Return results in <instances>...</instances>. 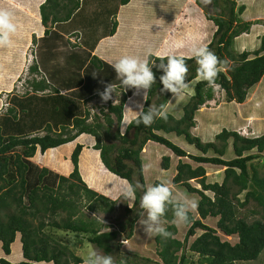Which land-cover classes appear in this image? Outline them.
<instances>
[{
    "label": "trees",
    "instance_id": "trees-1",
    "mask_svg": "<svg viewBox=\"0 0 264 264\" xmlns=\"http://www.w3.org/2000/svg\"><path fill=\"white\" fill-rule=\"evenodd\" d=\"M199 1H194L193 9L188 12V10H183L188 7L187 0H120L118 7L111 13L113 17L115 14L116 20L113 21L112 28L106 35L114 36L119 24L123 25L127 22L124 7L134 5L146 10L151 4L156 7L166 4L165 8H160L165 10L161 12L165 16L157 17V21L150 28L149 35L135 28L133 38H129L133 39L130 40L133 43L123 40L122 47L127 49L129 54L123 53L121 47L117 53L108 55L114 63L124 56L139 57L142 60H149L150 63L155 61L157 64L166 63L170 55L182 56L188 65L187 81L190 83L201 77L197 71L199 65L191 53L194 46H207L220 60L227 61V66L218 67V76L214 85H209L204 79L196 83L194 94L184 106L181 118L178 119L166 113L167 119H157L148 127L142 123L137 125L136 120L139 118V113L127 120L126 103L135 92V89L131 88L125 90L122 87L117 94V103L109 100L106 107H100L99 115H95L98 120L92 123H88V117L91 115L89 109L84 112L81 109V105L86 106L95 96H100L98 94L94 97H87L86 91L92 87L86 86L84 89L71 91L75 96L74 99L71 93L67 96L61 94L59 88L52 87L45 79H33L31 80L33 87L31 94L27 93L23 97L12 96L14 103L8 107L7 113L0 115V254L2 256L0 264H85L81 256L47 234L46 227L74 233L78 238L81 234H86L90 244L103 251L104 254H112L119 243L123 229L103 231L104 223L96 217L76 219L79 208L77 199L85 197L91 202L90 209L100 208L105 213H112L116 204L115 200L97 193L89 186L87 175L83 176L80 170L81 154L83 150L98 151L105 168L122 180H126L127 188H135L133 205L126 206V211L133 214L128 221L130 228L128 237L131 238L134 234V225L143 211L140 209V199L147 187L141 153L150 141L166 146L180 158L172 180L173 185H184L190 193L200 197L197 206L200 218L196 219L191 212L189 213L190 220L185 223L188 231L183 241L173 237L175 233L173 229L176 228L174 224L166 228L172 234L169 238L156 237L157 244L161 245L158 254L162 260L157 264H187L189 258L193 257L188 255V252L198 256L196 261H191V264H237L259 258L264 250V177H260L257 165L253 163L257 156L247 153L255 149L259 153L264 152V135L246 137L236 131L223 129L216 136L220 144L203 143L199 136L192 135L191 129L196 126V113L207 101L214 98L213 87L215 85L226 93L228 101L240 104L246 101L249 90L259 84L264 77V37L257 50L235 53L233 51L235 39L249 33L254 25L240 18L246 9L245 5L238 7L236 0H213L214 14H211L205 12ZM80 5L81 0H45L40 5L38 13L39 28L44 27L42 40H47L52 32V26L68 22L79 10ZM0 9L10 11L14 17L13 22L17 26L16 32L10 39H13L15 35L23 36L20 31L23 23L28 28L31 27L26 20V22L23 21L20 13L16 11V6L9 0H0ZM187 12L190 13V23L193 22V13L195 14L197 19L194 23L199 24L196 26V33L202 34L196 35L197 37L192 40L187 38L189 33L184 30L190 25L187 23L189 16L185 17ZM201 27L204 35L201 33ZM37 36H39L38 32H34L33 45L37 43ZM210 37L211 40L207 42ZM134 45L138 47L135 51L132 48ZM9 49H12V41L9 46H0V81H5L9 74L5 73V70L12 71L13 69V59L5 56ZM149 50L151 55L148 54ZM91 62L93 64L97 62L98 65V62L102 61L94 55ZM30 70L32 73H39L37 66L33 65ZM153 71L156 75V82L146 93L144 111L150 104L163 106L165 110L172 98L170 92L162 91V84L159 80L162 72L156 71L155 68ZM103 82L104 85L112 83L117 86L115 82L118 81L110 80L106 76ZM118 84L120 85V80ZM45 91L50 92L46 95L41 94L42 97H36L37 94ZM32 98L36 99L32 100ZM42 101L47 102L51 107L50 113L45 111L47 119L42 117L44 109H37L39 106L41 108ZM113 116L116 119L117 131L111 134L110 128L114 124ZM102 117L106 121L105 126L99 121ZM123 123L126 125L125 132L120 130ZM57 129H62L61 133H58ZM42 130H46L47 133L39 135L38 133ZM159 131L183 137L202 155L188 154L179 145L159 134ZM85 134L94 139L89 145L81 142ZM110 136L119 144H108L102 141V137L111 139ZM230 140H232L235 158L227 160L224 156L228 151ZM70 143H74L75 146L71 156L72 170L69 176L61 174L57 188L53 189L43 184L52 174V170L42 167L38 170L37 181L33 182L31 180L33 158L37 154L43 156L50 150ZM19 149L21 150L17 151ZM211 151L216 155L208 156ZM185 157L200 165L194 167L192 163L182 161ZM96 161L93 158L91 160V162ZM171 161L170 156H163L162 168L169 170ZM86 162L88 164V161ZM204 164L224 167L223 181L221 183L209 182ZM135 177L141 188L136 183ZM192 179H197L201 188L194 187L191 184ZM157 183L161 182L155 184ZM235 187L237 190L233 192ZM208 191L213 193V197L206 193ZM243 192H245V197L241 200L238 195ZM250 201H254L262 209L261 219L248 221L238 217V207H244ZM135 210L136 212L133 213ZM40 214L49 215L51 221L48 224L40 221L38 225H35L33 220ZM61 214H66V216L58 220V215ZM209 217L218 218L217 227L220 231L226 236H237L238 241L232 243L229 240H223L216 229L203 222ZM163 218L172 223L175 221L170 208ZM198 230L202 233L188 247L190 238L196 236ZM16 243H20L22 250L19 254L22 259L19 262L14 261L17 258L13 250ZM179 252H181L180 255Z\"/></svg>",
    "mask_w": 264,
    "mask_h": 264
},
{
    "label": "rangeland",
    "instance_id": "rangeland-1",
    "mask_svg": "<svg viewBox=\"0 0 264 264\" xmlns=\"http://www.w3.org/2000/svg\"><path fill=\"white\" fill-rule=\"evenodd\" d=\"M13 4L15 3V0H9ZM196 0H187L186 3H188V7L183 9L184 11L190 12L191 9H193V3ZM94 2H97L95 5H93L94 10L91 11L92 13V21L93 25L95 21H102L103 16L100 8L103 6V4H108L109 0H94ZM200 5L207 13L214 14V8H213V0H210V2H206V0H200ZM237 6L245 5L246 9L244 13L240 16V18L243 21H248L254 23V25L251 27V30L249 33L243 34L239 38L235 39L233 44V51L235 53H241L243 51H254L257 50L262 42V37H264V0H236ZM98 3H101L99 5ZM103 3V4H102ZM119 3H115L113 8L112 6L109 7L111 13L114 12L115 8H117ZM166 4H161L156 6L149 5V8L146 10H142L134 5L124 7V12L127 15V22L123 24L122 27V40H125L128 43H133V41H129V38H133V31L136 28L137 31L140 30L141 33H144L145 35H149L150 28L153 27V23L157 21V17L159 15L165 16L164 13H161L165 10H161L160 8H165ZM90 6H88L85 10V12H81L78 18L75 19V22H73L69 27L75 28V27H88L89 29V22H87L88 16H86V12L89 10ZM189 8V9H188ZM120 9V8H119ZM33 9L32 6L30 8V13H32ZM171 11V10H169ZM117 12V10H116ZM185 13L189 16V21L187 22L190 24L188 28L184 29L185 32L187 31L188 38L192 40L193 38L197 37L196 35L200 36L202 34L196 33V26H198V23H194L197 17L193 13L192 20L193 22L190 23L191 17L190 13ZM110 13V14H111ZM197 13V12H195ZM115 17V14H114ZM184 17V18H185ZM201 19H203L201 17ZM116 20V18L111 19L106 24V31L109 32L112 28L113 21ZM86 21V22H85ZM184 21V20H183ZM201 23V22H200ZM97 25V24H96ZM84 26V27H83ZM104 26V25H103ZM202 26V25H200ZM201 33H203V28L201 27ZM91 30V29H90ZM94 30V28L92 29ZM93 31L90 33L88 31V34L86 36L87 44L91 46L92 41L91 38H94L92 35ZM73 36V35H72ZM98 36H100L98 33L95 36L96 39H98ZM14 39H11L12 41V49H9L8 53L5 54L7 57H11L13 59V69H15L14 66L20 65L21 60L19 59V55L24 54V49L26 48L25 44L28 43L24 41V38L19 37L18 35L13 36ZM20 41H16V40ZM95 39V40H96ZM133 40V39H130ZM211 40V37L208 39L207 42ZM77 41V40H75ZM31 43V42H30ZM46 44H51L50 41H46ZM157 45V44H155ZM35 46V45H34ZM31 47L27 50L28 53H33L36 58V50L35 47ZM28 47V46H27ZM49 50L51 49V46L48 47ZM133 50L135 51L138 47L134 45ZM111 50L116 51L117 48H112ZM20 52V53H17ZM139 51V50H138ZM85 52L89 54L86 50ZM85 52L83 53V57H85ZM124 52V51H122ZM132 52V51H131ZM15 54V55H14ZM28 55V54H27ZM73 59L76 61V56L74 54H71ZM69 57V56H68ZM29 59V57L27 58ZM34 61V60H33ZM101 63V62H100ZM113 65L109 61H106V63H101L102 65H98L100 69H103L104 71L109 68L107 65ZM71 70L68 72H60L55 73L54 76L58 79L57 82L59 85L62 86H76L79 85L80 82H82L81 77L82 75H79V73L75 72L78 70V66L76 64L72 63H66ZM104 64L107 66L105 67ZM97 65V62L94 64ZM75 66V67H74ZM26 67V66H25ZM63 68V67H62ZM27 69V68H26ZM112 70L110 73L107 74V77L110 78V80L119 81V78L117 77L116 73L114 72L113 68L110 67ZM108 72V71H107ZM28 71L24 72L23 74H19L18 82L16 83L17 86L14 87V90L12 93H15L14 96L23 97L24 95L31 94L33 91V87L31 86V79H34L33 73H30ZM105 76V72L103 74H98V79L103 81V78ZM203 79L202 77H199L189 83V87L184 89L183 92L177 96L176 98H171L169 103L167 104L165 108V113H170L176 118H181L183 115V108L184 106L190 101L191 96L194 94V89L196 83ZM27 81V82H26ZM85 85V83H83ZM104 86V84L98 83L97 86L100 87ZM116 94L122 90V87L117 83ZM215 94L214 98L210 101H207L205 105H203L198 113L195 116L196 126L191 129V133L194 136H199L203 143L207 142H215L217 144H220L218 140H216V136L222 132L223 129H227L229 131H236L240 135H244L246 137H259L261 135H264V77L260 81L259 84L254 86L251 90H249L247 99L244 103H236L235 101H228L226 93L220 89L218 85H215L214 87ZM5 90V89H4ZM4 90H1L0 86V115H3L7 113V111L4 112V110L8 107H10L11 104H13L14 100H12L14 97H12V93L7 95V91L4 92ZM28 91V92H27ZM74 91V90H73ZM72 91V92H73ZM136 91V90H135ZM24 92L26 94H24ZM50 91L41 92L36 95V97H42V95L48 94ZM83 90L81 91V93ZM85 92V91H84ZM65 93V92H64ZM63 94V93H62ZM69 95V93H68ZM143 98V95H136L135 98L131 99L129 102L132 104L134 99L138 100L140 97ZM146 96V95H145ZM71 97L74 98L75 96L72 95ZM77 97V96H76ZM100 97V96H99ZM31 99V98H26ZM36 98H32L34 100ZM75 99V98H74ZM146 99V98H145ZM31 100V101H32ZM30 101V100H27ZM43 103V104H42ZM41 108L40 106L37 108L38 110L44 109L43 116L45 119L46 112L50 113V106L47 102L42 101ZM114 103H117V100H114ZM107 103L102 101L100 97V101L97 99L96 101H92L91 103H88L86 106L81 105V109L84 112V110L89 109L91 115L88 117V123L95 122L96 116L99 115L100 107L105 106ZM144 105V102L142 103ZM104 107V108H105ZM46 111V112H45ZM102 116V115H101ZM3 117V116H1ZM44 120V119H43ZM104 126L107 125L104 117L99 120ZM114 124L110 128L111 134H114L117 131V123L116 119L113 116ZM51 122V121H50ZM53 124V123H52ZM68 125V124H67ZM53 128L55 127L54 124L52 125ZM61 127V125H59ZM69 128L73 129L70 125H68ZM126 125L123 123L120 130L122 132H125ZM61 130H58V133H61ZM47 133L46 130L40 131L39 135H45ZM159 134L165 136L175 144L179 145L182 149H184L188 154L191 155H202V153L197 150L196 148L191 147L189 144H187L186 140L183 137H178L176 134H166L163 131H159ZM111 139H106L105 137H102V141L108 144L111 143H117L119 142L117 140H113L112 136H110ZM91 141H94V139H91L90 135L85 134V136L82 137V143H86L89 145ZM95 143V142H93ZM21 149L17 150L20 151ZM57 151H48L45 155L37 154L33 160H32V172L31 177L32 181H37V174L38 170H40L42 167H48L51 169L52 174L48 177L47 180L43 182V184H46L53 189H56L59 182V176L62 174L60 172H63L62 175L68 177L72 170V163H71V156L74 151L73 147L65 146L59 149H56ZM115 153V152H114ZM247 154H253L257 156V159L253 161L257 166L258 173L260 177H264V152L259 153L257 150H253ZM216 154L211 151L209 152L208 156H215ZM163 156H170L172 158L171 166L169 170H163L161 162ZM96 159V162H91V160ZM235 158V154L233 152L232 147V140L228 142V151L226 155L224 156V159L230 160ZM141 160L143 164V170H144V176H145V182L146 187H151L155 185L156 182L166 183L168 187L173 192V200H176L180 195H185L189 199L195 200L197 202V206L200 200V197L197 194L190 193L187 188L184 185L180 186H174L173 185V178L176 174V167L180 160L175 154L171 153L170 150L164 145L158 144L156 142H148L141 153ZM88 161V164L87 162ZM182 161L184 162H190L194 167L199 166L200 164L197 162L192 161L190 158H182ZM206 168L208 181L211 183L218 182L221 183L224 179V167L216 166V165H210V164H204L203 165ZM80 170L82 172V175H87L89 186L96 191L97 193L104 195L111 200H115V208L112 213H105L102 211V209H90L91 202L88 201L87 198L83 197L82 199H77L79 208L76 215V219L79 218H85V219H92L93 217H96L99 219L102 223H104L103 231H110V230H119L123 229L121 231L120 239L118 240L119 243L117 246H115L114 252L111 254L114 257L115 264H157L162 262L160 259V256L158 254V250L160 249L161 245L156 242L157 236H151L149 237L146 232L144 231V226L141 224V219L145 217L139 218L137 223L134 225V234L131 238L128 237L129 233V226L128 221L133 216V214H129L126 211V206H132L134 199H124L125 189H127V181L121 180L118 176L115 174L109 172L105 166L102 164L99 152L90 149L84 151V153L81 154L80 157ZM86 177V176H85ZM126 181V182H125ZM135 181L138 184L137 177H135ZM191 184L196 188H201L200 183H198L197 179H192ZM139 188H141V185L138 184ZM122 190V192H120ZM237 190V187L233 189V192ZM208 195L213 197V193L208 191L206 192ZM238 197L241 200H244L245 192L240 193ZM236 201V200H235ZM26 203H28V200L26 199ZM238 207V206H237ZM138 208H136L137 210ZM136 210L133 212L135 213ZM191 213L193 216L198 219L200 218L197 212V207L191 210ZM66 214L58 215V220L65 217ZM146 216V214H145ZM238 217L245 218L248 221H252L254 219H261L262 218V209L254 202L250 201L247 205L244 207H238ZM40 221H44L46 224H48L51 221V218L49 215H38L33 220V223L35 225H38ZM203 222L208 225L209 227H212L217 230L218 235L222 237L223 240H229L232 243H236L238 241L237 236H226L223 232L220 231V229L217 227L218 218L209 217L206 220H203ZM162 223L165 228L168 226L174 224L175 229H173V237L179 241H183L185 239L186 233L188 231V226L184 224H179L176 221L173 223L170 221H167L166 219L162 218ZM49 226V225H47ZM123 226H126L123 228ZM45 232L47 234H50L52 238L55 240L63 243L64 245H67L69 250L75 252L77 255L81 256L86 264L87 258L89 254L93 251H100L103 253V251L99 250L92 244H90L87 241V235L81 234L79 238L71 232H65L62 230H58L51 227H46ZM202 233L201 230H198L197 235L190 238L188 242V247L190 244L195 240V238ZM1 244V242H0ZM20 243H16L13 246V250L15 252V255L17 258H15L14 261H21V246ZM18 253V255H17ZM181 252H179V255ZM188 255H191L193 257L189 258V261L187 264H191V261H196L198 256L188 252ZM0 257L1 254H0ZM13 257L11 258V260ZM237 264H264V250L259 256L257 260L247 261V262H238Z\"/></svg>",
    "mask_w": 264,
    "mask_h": 264
},
{
    "label": "clouds",
    "instance_id": "clouds-1",
    "mask_svg": "<svg viewBox=\"0 0 264 264\" xmlns=\"http://www.w3.org/2000/svg\"><path fill=\"white\" fill-rule=\"evenodd\" d=\"M206 2H210V0H206ZM16 30L17 26L13 22V14L6 9H0V46H9L11 44L10 37ZM191 53L199 65L197 69L199 75L209 85H214L218 76V67L220 65L227 66V61L220 60L207 46H194L191 49ZM148 54L151 55L150 50ZM112 68L120 80L121 87L125 90L135 89L134 94H142L144 99L153 83L156 82L153 68L158 72H162L159 76L162 91L170 92L173 99L189 87L187 81L188 65L182 56L170 55L167 57L166 63L161 62L159 64L155 61L150 63L149 60H142L139 57L124 56L116 61ZM116 91L117 89L112 83H107L104 85V90L99 92V95L102 101L108 103L111 99V101L115 100L112 98V94H116ZM144 108L143 105H138L139 118L136 120L137 125L142 123L145 127H148L157 119H167L163 106L150 104L146 111H144ZM5 111H7V108ZM135 191L134 187L125 189L124 199H134ZM196 207L197 202L185 195H180L176 200H173V192L168 185L166 183H157L143 192L140 199V209L143 211L140 216L145 218L141 219L140 222L149 237L160 236L166 239L172 234L164 227L162 218L169 208L175 221L179 224H184L189 222V213ZM86 264H115V261L111 254L93 251L89 254Z\"/></svg>",
    "mask_w": 264,
    "mask_h": 264
},
{
    "label": "crops",
    "instance_id": "crops-1",
    "mask_svg": "<svg viewBox=\"0 0 264 264\" xmlns=\"http://www.w3.org/2000/svg\"><path fill=\"white\" fill-rule=\"evenodd\" d=\"M44 1L45 0H15L14 5L16 6V11L20 13L23 21L26 20L31 27L28 28L27 25H25L24 23H23V26L20 27V31L23 35L22 38H24V41H26L28 44L26 45V48L24 49V51H25L24 54L19 55L20 56L19 59L21 60V64L14 66L15 69L13 71L5 70V73H9V74L6 77L5 81H0L1 90L5 89L7 91V95H9V93H12V91L14 90V87L17 86L16 83L18 82L19 74H23L24 72L27 71L26 68L31 66V63L27 62V56H28L27 50L30 49L31 45L34 44L32 42L33 33L38 32L39 36H37V43L34 46L35 50L37 51L36 52V58H35L36 61L34 62L33 65L37 66L39 73L37 74L35 72L33 74L38 76L39 79H42V80L45 79L47 81V83H49L52 87L59 88L61 90V94L63 93V95H66V96L68 95V93L70 94L71 91L81 90V89H84V87H86V86L92 87L89 91H86L87 97H90V96L94 97V95H98L99 92H102L104 90V86H101V85H100V87L97 86L98 83L104 84V82L101 79L100 80L98 79V74L99 73L103 74L105 72V75L107 76V74H111L110 72L112 71L110 69V67H112V65H110L108 63H107V65L109 66V68L106 69L105 71H104V67H103V69H100L98 65H102L101 63H103V62L106 63V61H109L111 64H114V61L112 59H110V57L108 55H111V53H117V50L123 46V40L121 39L122 38L121 32H122L123 25L121 23H120L121 25L119 24L117 32L114 36H112V37L106 36L108 34V32L106 31L107 30L106 24L111 19H113V18L115 19V17L111 16V14H110L111 11H110L109 7L112 6V8H113L114 4L119 3L120 0H109V3L107 5L102 3L103 6L100 8V10L102 12L103 19H102L101 23H100V21H95L94 25H93V21H92L93 16H92L91 11L94 10L93 5H95L97 2H94V0H81L80 8H79V10H77L75 12V14L72 16V18L68 22L59 23V24H55L54 26H52V28H51L52 32L48 36L47 40H45V41L42 40V38H43L42 33L44 32V27H43V29H40L39 28L40 26L38 25L39 21H40L39 14H38L39 8H40V5ZM98 4L101 5V3H98ZM31 6L33 9L32 13H30ZM88 6H90V8L86 12V14H87L86 16H88L87 22H89V29H88V27H84V26H83L84 28H82V27H75V28L69 27L73 22H75V19L79 17L81 12H85V10ZM37 20H38V22H37ZM93 28H94V30H92ZM88 31L90 33L93 31L92 35L94 36V38H91V41H92L91 46H89L87 44L86 36L88 34H86V33H88ZM97 33L100 35V36H98V39L95 38ZM187 38H188V35H187ZM75 40H77V41H75ZM46 41H50L51 44H46ZM129 41H130V39H129ZM42 44H43V46H42ZM50 46H51V49L49 50L48 47H50ZM112 48H117V50L113 51V50H111ZM122 48L124 51L123 53L129 54L127 49H124V47H122ZM85 50L89 54H87L85 52ZM84 52H85V57H83ZM17 53H20V52L17 51ZM71 54H74L76 56V59H77L76 61L72 58L73 56ZM94 55H97L102 61L101 63L98 62L97 66H95L91 62ZM4 60L6 62H8L6 59H4ZM69 62L72 63V65L76 64L78 66V70L75 72H77V73H79V75L83 76V77H81L82 82H80L79 86L76 85L77 86L76 88H73L74 86L68 87V86L59 85L57 82L58 79L54 76L55 73L68 72L69 70H71L70 67L66 64ZM104 66L107 67L105 64H104ZM67 69H68V71H67ZM118 82H115V83L117 84ZM83 83H85V85H83ZM5 90H4V92H6ZM14 94L15 93H12V95H14ZM135 96H136L135 94L130 96L128 98L127 103H126V114H125V116H126L127 120H130V119H132L138 115V112H137L138 105H142V103L145 100L144 98L139 96L140 99H138V100L134 99L133 101H135V102L130 104L129 101L131 99L135 98ZM112 98H114L116 100L117 94L113 93ZM97 99L100 101V97L95 96L88 103H91L92 101H96ZM150 142H152V141H150ZM65 146H69V147L74 148L75 145H74V143H70V144L64 145L62 147H65ZM190 146L195 148L192 145H190ZM62 147H60V148H62ZM57 149H59V148H57ZM168 150H170V149L168 148ZM50 151L56 152L57 150L55 149V150H50ZM84 151H86V150H83L82 153H84ZM171 153H173V152L171 151ZM60 173L63 174V172H60Z\"/></svg>",
    "mask_w": 264,
    "mask_h": 264
},
{
    "label": "bare ground",
    "instance_id": "bare-ground-1",
    "mask_svg": "<svg viewBox=\"0 0 264 264\" xmlns=\"http://www.w3.org/2000/svg\"><path fill=\"white\" fill-rule=\"evenodd\" d=\"M33 46H34V45H31V47H33ZM31 47H30V48H31ZM33 56H34L33 53H28V56H27V58L29 57V59H27V62H30V63H31V66H29V67L27 68V71L30 72V73H31V70H30V69H31V67L33 66L34 62L36 61L35 57H33ZM33 60H34V61H33ZM30 73H29V74H30ZM33 78H34V79H38V80H40V79L38 78V76H36V75H34ZM32 80H33V79H32ZM27 92H28V91H27ZM27 92H26V93H27ZM30 92H33V91L31 90ZM26 93L24 92V94H26Z\"/></svg>",
    "mask_w": 264,
    "mask_h": 264
},
{
    "label": "built area",
    "instance_id": "built-area-1",
    "mask_svg": "<svg viewBox=\"0 0 264 264\" xmlns=\"http://www.w3.org/2000/svg\"><path fill=\"white\" fill-rule=\"evenodd\" d=\"M32 90V89H31Z\"/></svg>",
    "mask_w": 264,
    "mask_h": 264
}]
</instances>
